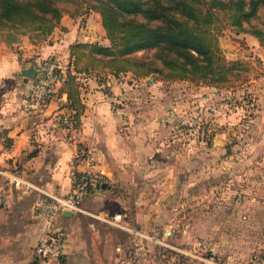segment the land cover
<instances>
[{
	"label": "crops",
	"instance_id": "1",
	"mask_svg": "<svg viewBox=\"0 0 264 264\" xmlns=\"http://www.w3.org/2000/svg\"><path fill=\"white\" fill-rule=\"evenodd\" d=\"M92 18L100 19L96 12L77 18L64 14L60 27L38 42L27 35L0 32V170L17 167L35 184L63 195L70 190V170L85 168L84 162H74L83 148L106 179V187L92 190L82 207L119 213L122 224L61 213L55 222L66 233L63 256L58 262L37 259L34 248L44 229L33 209L38 194L4 186L0 190V264H203L190 257H184L185 262L181 254L164 246H187L202 255L200 242L223 264H246L253 252L261 254L264 264V71L255 80L257 107L251 119L242 120V112L221 117L224 125L205 128L209 139L205 150L189 153L190 165L206 166L198 173L205 183L204 224L197 217L184 229L185 224H165L171 196L158 169L166 159L159 141L163 128L156 118L165 113L166 96L138 99L139 87L129 85L132 76L98 77L92 72L79 75L84 110L78 128L62 124L69 115L62 107L65 94H56L36 108L27 105L31 79L25 80L23 69L41 57L55 55L66 70L69 46L94 41L88 30ZM248 36L257 50L258 40ZM258 55L264 68V49ZM132 98L147 104L133 110L128 103ZM168 233L171 236H161Z\"/></svg>",
	"mask_w": 264,
	"mask_h": 264
},
{
	"label": "trees",
	"instance_id": "2",
	"mask_svg": "<svg viewBox=\"0 0 264 264\" xmlns=\"http://www.w3.org/2000/svg\"><path fill=\"white\" fill-rule=\"evenodd\" d=\"M91 12L99 14L110 44L69 46L65 76L52 95L67 97L64 127H79L82 73H130L134 78L157 73L165 81L225 89L249 81L246 73L252 67L243 60L229 61L221 52L220 14L237 32L264 45V0H0V32L44 41L60 27L64 14L77 18Z\"/></svg>",
	"mask_w": 264,
	"mask_h": 264
},
{
	"label": "rangeland",
	"instance_id": "3",
	"mask_svg": "<svg viewBox=\"0 0 264 264\" xmlns=\"http://www.w3.org/2000/svg\"><path fill=\"white\" fill-rule=\"evenodd\" d=\"M67 6L71 8V5ZM262 18L264 19V15ZM218 24L219 46L225 58L229 61L243 60L252 67L248 74L246 73L250 76V80L243 85L225 89L189 81H165L157 73L146 78H134L130 73L120 74V76L133 77L129 85L133 84V88L139 87L136 98H154L156 94L167 98V101L163 103L165 113L156 118L158 126L163 128L159 134L161 139L159 141L163 142V147H165L162 156L166 159L163 165L159 164L158 169L162 173L160 178L163 177L166 190H170L168 194L171 196L168 199L170 203L165 209V224H185L182 225V229L186 228L187 224L195 223L196 217L202 220L205 216V183L199 180L201 175L198 173H203L206 166L190 165L189 153H194L195 149L201 152L205 150L206 140H209L205 128L210 124L215 128L224 125L220 123L221 117L242 112V120L251 119L254 108L257 107L254 99L257 93L255 80H258L264 71L263 60L258 55L259 50L264 49V45L259 43L257 50L252 49L255 46L249 41L254 40L248 36L250 34L237 32L229 19L222 14H220ZM81 25L87 27V22L81 21ZM89 26L88 30H92L90 35L93 36V43L104 46L110 44L101 25V19L92 18ZM62 64L64 65L63 62ZM93 73L98 77L107 74L105 71ZM138 99L128 100V103L133 104V110L140 108L141 104H147L146 101H138ZM118 105L121 104L118 103ZM224 122L227 124L226 121ZM231 126H236V124H231ZM195 173H197V180H195ZM215 186L217 187L215 190H218L215 197L218 198L219 182ZM218 214L220 212H214V215ZM200 223L204 224V221ZM171 230L172 228L168 231L171 232ZM161 236L169 237L171 234H161Z\"/></svg>",
	"mask_w": 264,
	"mask_h": 264
},
{
	"label": "built area",
	"instance_id": "4",
	"mask_svg": "<svg viewBox=\"0 0 264 264\" xmlns=\"http://www.w3.org/2000/svg\"><path fill=\"white\" fill-rule=\"evenodd\" d=\"M65 76V67L59 57L48 55L35 62V76L31 79L27 92V105L36 108L46 103V101L57 92ZM74 162H84L85 168L81 171L71 169L69 172L70 190L66 194H56L47 191L44 187L35 184L28 178L22 176L17 167L10 170H0V190L7 186L17 190L22 194L36 192L33 209L40 216L43 225V234L34 248V255L37 259L44 261L58 262L63 256V249L66 240V233L62 225L55 222L57 215L64 211L84 214L94 220H99L106 224L121 226L122 218L119 213H109L107 211L93 212L82 207V201L101 183L106 182L104 176L94 169L91 157L87 150L79 148L74 156ZM91 229L94 224L90 223ZM202 255L185 247H174L165 244V247L174 249L183 257L196 258L203 264H223L207 250L205 243L198 244ZM262 256L255 252L247 264H261Z\"/></svg>",
	"mask_w": 264,
	"mask_h": 264
},
{
	"label": "water",
	"instance_id": "5",
	"mask_svg": "<svg viewBox=\"0 0 264 264\" xmlns=\"http://www.w3.org/2000/svg\"><path fill=\"white\" fill-rule=\"evenodd\" d=\"M22 74L25 77V80H29L32 79L35 76V64H32L31 66H29L28 68L23 69ZM150 80H152V78H149ZM105 188L106 184L105 183H101L99 186H97V188ZM64 216H68L70 215L69 211H64L63 212Z\"/></svg>",
	"mask_w": 264,
	"mask_h": 264
}]
</instances>
